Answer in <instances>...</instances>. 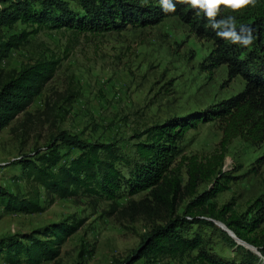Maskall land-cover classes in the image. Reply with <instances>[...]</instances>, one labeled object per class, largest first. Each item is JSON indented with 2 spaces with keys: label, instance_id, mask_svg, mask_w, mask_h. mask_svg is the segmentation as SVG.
Segmentation results:
<instances>
[{
  "label": "rangeland",
  "instance_id": "obj_1",
  "mask_svg": "<svg viewBox=\"0 0 264 264\" xmlns=\"http://www.w3.org/2000/svg\"><path fill=\"white\" fill-rule=\"evenodd\" d=\"M64 1L76 8L75 0ZM24 28L16 22L12 28L2 30L9 35ZM211 48V42L199 40L176 17L154 26L99 35L77 36L62 30L31 35L25 44L0 60V85L36 60L60 57V63L30 106L0 131V185L28 196L37 185L25 175L19 162L45 151L62 132L86 142H114L125 158H132L135 135L142 129L236 94L244 87V80L240 75L229 79L225 64L212 75L200 69V62ZM253 48L249 46L242 56ZM220 136V123L215 120L199 124L181 140L174 167L182 188L172 202H157L149 190L133 196L123 194L114 206L88 196L48 200L38 187L40 212L7 213L0 208V238L73 217L82 219V226L68 237L55 260L41 264H195L196 250L179 260L136 256L153 227L184 217V234L199 235L209 253L238 264L246 248L219 226L223 223L203 215L198 208L186 212L190 202L214 185L201 182L191 194L183 188L186 169L178 166L182 156H209ZM59 146L60 153L68 151L69 157L78 152ZM262 153L264 143L252 145L234 139L218 174L219 183L227 188L205 204L230 203L232 210L248 220L254 212L253 201L264 192V168L251 170ZM120 168L126 172L124 166ZM0 264L7 263L0 257Z\"/></svg>",
  "mask_w": 264,
  "mask_h": 264
},
{
  "label": "trees",
  "instance_id": "obj_2",
  "mask_svg": "<svg viewBox=\"0 0 264 264\" xmlns=\"http://www.w3.org/2000/svg\"><path fill=\"white\" fill-rule=\"evenodd\" d=\"M0 3V60L42 30H62L77 36L99 35L121 32L128 27L154 26L168 17H176L199 40L212 43L199 65L203 72L212 75L225 64L229 79L240 75L244 80V87L228 98L142 129L135 135L137 141L132 158H125L114 142H86L62 132L46 146L45 151L19 162L25 175L37 185L28 196L13 193L0 185V208L4 212H40L41 192L38 187H42L48 200L88 196L114 206L123 194L133 196L149 190L157 202H172L182 188L178 169L174 167L181 152V140L199 124L218 120L221 136L214 152L202 158L197 154L182 156L178 162V166L186 169L187 180L183 188L191 194L201 182L214 185L190 202L186 212L198 208L203 215L222 222L237 238L257 249L260 256L245 249L238 264H261L262 260L264 264V227H261L264 192L253 201L254 212L248 220L232 210L230 203L220 206L205 204L227 188L224 183H219L218 174L232 141L240 138L252 145L264 143V0H256L254 7L250 6L242 13H231L236 17L238 28L243 24L253 30L255 40L251 46L255 50L249 51L246 57L242 53L249 47L218 37L207 26V21L197 17L187 5L177 4L175 12L165 14L158 0H75L76 8L68 6L64 0H0ZM225 15L228 13L222 12L217 19ZM16 22L25 28L19 33L5 35L2 28L10 29ZM59 63L60 57L36 60L1 83L0 131L30 106L52 79ZM59 143L76 148L77 154L69 157L68 151L60 153ZM259 167L264 168V153L255 159L251 170L256 171ZM82 223V219L68 217L29 233L1 237L0 257L7 264L53 261L60 255L68 237L79 230ZM185 226L186 218L175 217L153 227L140 244L136 256L179 260L196 250L195 264H234L205 250L199 235L184 234Z\"/></svg>",
  "mask_w": 264,
  "mask_h": 264
},
{
  "label": "clouds",
  "instance_id": "obj_3",
  "mask_svg": "<svg viewBox=\"0 0 264 264\" xmlns=\"http://www.w3.org/2000/svg\"><path fill=\"white\" fill-rule=\"evenodd\" d=\"M161 11L165 14L176 11V5H187L197 17L207 21V26L216 35L232 44L249 47L255 40L253 30L241 24L237 27L236 17L231 13H242L248 7H254L256 0H158ZM228 15L217 19L221 13Z\"/></svg>",
  "mask_w": 264,
  "mask_h": 264
},
{
  "label": "water",
  "instance_id": "obj_4",
  "mask_svg": "<svg viewBox=\"0 0 264 264\" xmlns=\"http://www.w3.org/2000/svg\"><path fill=\"white\" fill-rule=\"evenodd\" d=\"M221 225H222V226L224 227V229L229 233V235H230L231 237H233V239H234L236 242L239 241V242L244 243L245 245L249 246V248H246V249L250 250L251 252L255 253L256 255H260L259 252L257 251V249H256L254 246H252V245L246 243L245 241H243V240L237 238L231 230H229L228 228H225V225H224V224H221Z\"/></svg>",
  "mask_w": 264,
  "mask_h": 264
},
{
  "label": "bare ground",
  "instance_id": "obj_5",
  "mask_svg": "<svg viewBox=\"0 0 264 264\" xmlns=\"http://www.w3.org/2000/svg\"><path fill=\"white\" fill-rule=\"evenodd\" d=\"M219 226L222 227V229H224V227H223L221 224H219ZM238 244H241V246H244L245 248H249L248 246H246V245L243 244V243L238 242Z\"/></svg>",
  "mask_w": 264,
  "mask_h": 264
}]
</instances>
